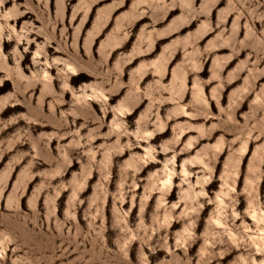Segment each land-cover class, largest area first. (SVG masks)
<instances>
[{
	"label": "rangeland",
	"instance_id": "1",
	"mask_svg": "<svg viewBox=\"0 0 264 264\" xmlns=\"http://www.w3.org/2000/svg\"><path fill=\"white\" fill-rule=\"evenodd\" d=\"M263 232L264 0H0V264H260Z\"/></svg>",
	"mask_w": 264,
	"mask_h": 264
},
{
	"label": "bare ground",
	"instance_id": "2",
	"mask_svg": "<svg viewBox=\"0 0 264 264\" xmlns=\"http://www.w3.org/2000/svg\"><path fill=\"white\" fill-rule=\"evenodd\" d=\"M172 58V57H171ZM170 60V59H169ZM263 231V230H262ZM264 233V232H263ZM264 239V238H263ZM261 243V242H260ZM261 249H259V251H261L262 253L264 252V240H263V242H262V244H261ZM260 264H264V260L263 261H261L260 262Z\"/></svg>",
	"mask_w": 264,
	"mask_h": 264
}]
</instances>
